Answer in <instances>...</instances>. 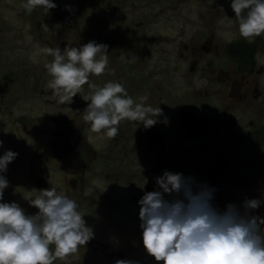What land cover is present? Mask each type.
<instances>
[{"label":"rangeland","instance_id":"obj_1","mask_svg":"<svg viewBox=\"0 0 264 264\" xmlns=\"http://www.w3.org/2000/svg\"><path fill=\"white\" fill-rule=\"evenodd\" d=\"M117 1L118 8L115 5ZM53 2L56 7L48 12L40 7L28 12L24 8L26 0H0V156L7 150L17 153L8 163L6 172L0 175L8 181L2 202H16L26 214L38 211L27 198H35L40 194L39 190L52 187L73 199L78 211L85 214L83 218L86 225L92 228L93 238L77 253L63 261L56 260L54 264H115L118 259L139 264L136 263L139 250L143 252L145 249L139 227L138 201L145 192L159 190L155 178L163 175L165 170L184 176L191 168L194 171L189 177H194L199 172L205 175L207 165L215 163L219 167L212 185L215 191L211 202L216 203L219 198L221 202L243 209V205L239 204L246 200L248 194L258 193L260 186L241 183L237 167L240 162L252 161L260 166L259 159L250 158L259 151L237 152L233 149L222 153L214 132L205 133L211 142L204 136L186 138L184 133L180 134L174 128L176 121L172 120L167 110L162 109L158 118L163 134L159 137L162 162L152 157L151 163L148 147L140 142L150 128L125 120L120 123L118 135L113 139L106 138L103 133H92L90 125L83 120L87 104L81 110L72 106L74 98L61 102L47 87L51 77L45 64L53 57L44 54L41 49L60 48L63 43L64 48L79 47L95 41L107 45L109 59L101 76L89 77L91 83L102 87L109 81L119 82L135 100L146 96V105H151L153 98L160 96L165 101L167 92L185 80H180V73L173 69L180 61L176 58L179 44H196L201 39L196 26L190 24L199 20L194 3L174 0L175 7L170 12L174 9L184 26L177 22L170 26L163 21L152 23L149 13L160 11L162 7L159 3L152 7V0ZM206 27L211 30L213 26ZM54 36L58 38L56 41ZM167 37H172L169 39L179 44L176 43L177 49L174 46V54L166 68L152 77V59L160 64L158 60L161 57L158 55L162 51L168 52ZM196 64L199 70L205 67V63L199 60ZM89 92L88 85H84L81 95ZM196 95H199L198 92ZM196 104L199 111L212 112V106L204 101ZM63 120L67 129L79 130L96 147L93 146L96 158L84 175L61 169L54 154L52 143L60 138ZM171 135L176 141L174 147L169 146ZM152 139L157 137L152 136ZM176 144L179 146L175 147ZM166 151H170L167 157ZM202 152L204 160L201 159ZM157 163L161 167L156 168ZM206 185L204 179L198 181L193 189ZM170 197L165 194V199L170 200ZM259 200L258 208L263 209L264 215V200ZM225 208L223 206L219 211ZM51 247L54 249V246Z\"/></svg>","mask_w":264,"mask_h":264},{"label":"clouds","instance_id":"obj_2","mask_svg":"<svg viewBox=\"0 0 264 264\" xmlns=\"http://www.w3.org/2000/svg\"><path fill=\"white\" fill-rule=\"evenodd\" d=\"M37 7L48 12L56 4L53 0L24 4L28 12ZM230 7L242 38L250 41L264 35V0H230ZM40 51L53 57L45 64L51 77L47 87L61 102L81 95L88 85L89 94L81 97L88 102L83 120L92 133L113 139L122 121L142 123L146 129L158 122L162 110L146 105V96L135 100L119 82L109 81L102 87L90 82V76H101L108 66L107 45L89 41L63 51L49 47ZM16 155L7 150L0 156V173L6 172ZM155 183L159 190L144 193L138 215L143 247L158 264H264V217L251 214L260 200L246 199L243 213L233 204L219 211L211 204L215 189L199 186L194 190L192 177L165 170ZM7 187V179L0 175V264H54L93 238L77 203L55 187L27 198L38 209L31 215L16 202H2ZM165 194L177 198L167 200ZM115 264L132 262L118 259Z\"/></svg>","mask_w":264,"mask_h":264},{"label":"flooded vegetation","instance_id":"obj_3","mask_svg":"<svg viewBox=\"0 0 264 264\" xmlns=\"http://www.w3.org/2000/svg\"><path fill=\"white\" fill-rule=\"evenodd\" d=\"M188 1L194 3L198 9L199 20L195 23L190 22V24L196 26L197 31L201 34V39L196 44L185 42L179 44L175 40L169 39L172 37H167L166 49L170 58L174 54V46L177 49L176 43L179 44L176 58L180 61L173 69L180 73L178 76L180 80H185L177 84L172 93L171 91L167 92L165 101L162 96L153 98L151 106H158L161 110L166 109L172 120L176 121L174 128L180 134L184 133L186 138L204 136L208 142H211V139L205 137V133L214 132L219 144L218 149L222 153L233 149L237 152L256 153L254 151H259L260 154L256 153L257 155L250 157L260 160V168L256 175L252 177V181L250 178L246 181L240 179V181L245 185L260 186L258 193L248 194L246 199L264 200V35L253 37L250 41L240 36L238 21L230 7V0ZM156 3L162 7L160 11L149 13L152 23L163 21L172 26L177 22L184 26L173 12L174 9L170 12V9L175 7L174 0H152V7ZM115 5L118 8L119 2L117 1ZM206 25L213 27L209 30ZM228 45H232L230 49L227 48ZM188 58V64H186ZM196 60L205 63L202 70H199ZM196 92H198V96ZM191 100L196 103L200 100L204 101L207 105L212 106V112L199 111L198 105ZM186 102L194 107V114L192 113L193 115L188 120L182 115L180 107ZM175 115L177 118L174 117ZM73 129L75 128L67 130L72 132ZM145 134L142 135L140 142L145 144L148 149L152 146V136L157 137L155 140L160 141L159 137L163 135L158 122L150 127V130ZM84 138L86 139V137ZM169 140V146L174 147L173 143L176 141L172 135ZM71 142H73L72 139ZM177 146L179 145L176 144L175 147ZM94 148L96 147L94 146ZM148 155L149 162L152 163L150 149ZM201 159H205L203 152ZM217 167H219L217 164L211 163L207 165L205 175L199 172L192 177L193 188L194 185H198V181L204 179L207 185L208 183L214 185ZM189 170V173L184 175L185 177H189L194 171L191 168ZM78 171L82 172V169L79 167ZM86 171L77 174L84 175ZM73 180L75 181V179ZM76 180L78 181V179ZM174 195H171L170 200L175 198ZM211 204L213 207H217V210L228 205L226 202H221L219 198L216 203L211 202ZM239 205H243V203L241 202ZM237 208L243 213L244 209ZM262 211V208H256L251 211V214L264 217ZM261 227L264 228V224ZM141 248L143 247L141 246ZM142 260L149 261L150 264H158L146 251L139 250L137 262L140 263Z\"/></svg>","mask_w":264,"mask_h":264},{"label":"water","instance_id":"obj_4","mask_svg":"<svg viewBox=\"0 0 264 264\" xmlns=\"http://www.w3.org/2000/svg\"><path fill=\"white\" fill-rule=\"evenodd\" d=\"M64 46L65 43L60 47L61 51H63ZM87 103L88 102L83 101L80 94H77L74 97L72 106L79 107L82 110ZM60 131L61 137L52 143L54 154L58 159L60 168L69 170L71 173L75 174L83 173V171L88 170L96 154L93 146L85 140L84 136L77 129H73L72 132H69L64 125L61 126ZM71 139L73 142H71ZM79 165H81L82 172L78 171ZM259 168V165L254 161L251 163L241 162L237 167V173L241 180L246 181L250 177H254ZM72 184H75L74 180H72ZM39 186L40 185H37V187Z\"/></svg>","mask_w":264,"mask_h":264},{"label":"bare ground","instance_id":"obj_5","mask_svg":"<svg viewBox=\"0 0 264 264\" xmlns=\"http://www.w3.org/2000/svg\"><path fill=\"white\" fill-rule=\"evenodd\" d=\"M223 1H225V0H223ZM57 39L58 38L56 36L53 37V40L54 41H56ZM158 56L161 57L158 60V61H160V64L155 59H152V73H153L152 74V77H155L157 74H159L160 72H162L166 68L167 63L169 62V59H170V57L168 55V52H166V51H162L161 54L158 55ZM153 64H156V65L153 66ZM173 91L174 90L172 88L171 93ZM180 107L182 109V115L185 117L186 120H188L194 114V112H193L194 107L193 106L184 103V105H180ZM174 117L177 118V115H175ZM64 125L65 124L62 121L61 126H64ZM60 133H61V131H60ZM165 146H164V148H165ZM149 149L152 152V157H154L155 159H157L159 162H162L161 154H160V151H161L162 147L160 145V141H157L155 139H152V146H150ZM169 153H170V151H166L165 152L166 157L169 155ZM159 167H161V166H159V164L157 163L156 168H159ZM208 187L213 188L211 183H208Z\"/></svg>","mask_w":264,"mask_h":264},{"label":"trees","instance_id":"obj_6","mask_svg":"<svg viewBox=\"0 0 264 264\" xmlns=\"http://www.w3.org/2000/svg\"><path fill=\"white\" fill-rule=\"evenodd\" d=\"M35 13V12H34ZM53 13V12H52Z\"/></svg>","mask_w":264,"mask_h":264}]
</instances>
